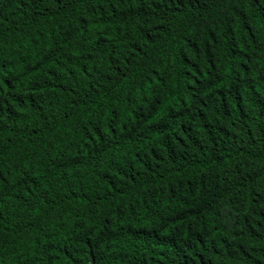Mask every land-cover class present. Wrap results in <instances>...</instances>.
I'll use <instances>...</instances> for the list:
<instances>
[{"label":"trees","instance_id":"16d2710c","mask_svg":"<svg viewBox=\"0 0 264 264\" xmlns=\"http://www.w3.org/2000/svg\"><path fill=\"white\" fill-rule=\"evenodd\" d=\"M0 264H264V0H0Z\"/></svg>","mask_w":264,"mask_h":264}]
</instances>
